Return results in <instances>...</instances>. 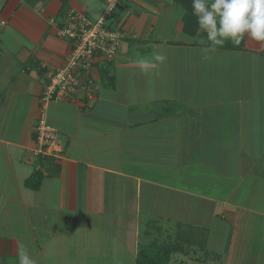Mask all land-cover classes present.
Here are the masks:
<instances>
[{
    "label": "crops",
    "instance_id": "0c3cea01",
    "mask_svg": "<svg viewBox=\"0 0 264 264\" xmlns=\"http://www.w3.org/2000/svg\"><path fill=\"white\" fill-rule=\"evenodd\" d=\"M106 2L66 6L98 18ZM64 8L0 0V264H18L21 242L36 264H136L141 245L167 249V264H264V143L252 140L264 142L257 41L211 50L200 29L184 33L176 1L120 0L109 26L123 37L112 59L93 64L94 97L46 108L64 148L63 158H47L35 154L33 129L47 72L71 47L56 35ZM209 51L230 60L219 66ZM205 54L212 61L199 68ZM212 76L230 90L226 100L212 101ZM34 171L35 190L24 185Z\"/></svg>",
    "mask_w": 264,
    "mask_h": 264
},
{
    "label": "built area",
    "instance_id": "2783aa9c",
    "mask_svg": "<svg viewBox=\"0 0 264 264\" xmlns=\"http://www.w3.org/2000/svg\"><path fill=\"white\" fill-rule=\"evenodd\" d=\"M104 13L93 20L75 7H67L56 25V35L70 41L71 47L63 65L47 72V81L39 95L40 109L34 126L35 154L63 158L64 148L58 132L46 118L51 102L72 101L83 95L94 97L91 74L98 56L108 60L118 52L123 33L106 22L120 0H106ZM54 20H51L53 22ZM83 75L85 78L83 79Z\"/></svg>",
    "mask_w": 264,
    "mask_h": 264
},
{
    "label": "clouds",
    "instance_id": "9594fccd",
    "mask_svg": "<svg viewBox=\"0 0 264 264\" xmlns=\"http://www.w3.org/2000/svg\"><path fill=\"white\" fill-rule=\"evenodd\" d=\"M192 15L207 35L211 50L226 42L240 46L245 37L264 43V0H192ZM155 59H166L157 53ZM18 264H36L22 242L18 245Z\"/></svg>",
    "mask_w": 264,
    "mask_h": 264
},
{
    "label": "trees",
    "instance_id": "16d2710c",
    "mask_svg": "<svg viewBox=\"0 0 264 264\" xmlns=\"http://www.w3.org/2000/svg\"><path fill=\"white\" fill-rule=\"evenodd\" d=\"M68 0H63V5L65 9ZM177 3L184 4L185 14L183 18V31L186 35L194 36L199 29L196 17L192 15V0H174ZM207 38V37H206ZM208 46L209 42L206 43ZM245 47V39L242 41L240 46H234L231 42H226L222 47H216L219 49L227 50H240ZM264 56V52L262 53ZM52 158V157H47ZM42 174L39 171H34L27 177L24 181V185L30 189H38L41 183ZM169 259V251L167 249H157L148 246H140L136 255V264H167Z\"/></svg>",
    "mask_w": 264,
    "mask_h": 264
},
{
    "label": "rangeland",
    "instance_id": "374dc122",
    "mask_svg": "<svg viewBox=\"0 0 264 264\" xmlns=\"http://www.w3.org/2000/svg\"><path fill=\"white\" fill-rule=\"evenodd\" d=\"M180 5H182V7H183V10H185V7H184V4H182V3H179ZM105 8H106V6H105ZM105 10V9H104ZM104 13V12H103ZM90 15V14H89ZM88 16V15H87ZM89 17V16H88ZM94 17H96V16H94ZM90 18V17H89ZM91 19H93V20H95V19H97V18H91ZM110 19L111 18H108L107 20H106V22L109 24V21H110ZM203 33V32H202ZM203 35H205L206 37H207V35L205 34V33H203ZM258 44V47H259V49H257V51L258 52H261V55H262V53L264 52V43H259V42H257ZM217 53L218 52H214V53H212V54H210V51H209V54L211 55V57L212 58H215L216 57V63L217 64H219V66H222V65H225V64H227L228 63V60H230V59H227L226 57H225V55H224V57L223 56H217ZM223 53V52H222ZM224 54V53H223ZM261 55H259V56H261ZM263 56V55H262ZM211 57H207L206 56V54H205V56H203V58H199V60H197L198 61V63H196V66H198L199 68H201V66H203L204 64L202 63L203 61H212V58ZM226 58V59H225ZM202 61V62H201ZM158 64H159V62H158ZM246 65H243V67L242 68H244L245 69V71H249V69H253L252 68V66H251V64L250 63H245ZM206 66V65H205ZM204 66V67H205ZM162 68V67H161ZM203 69V68H202ZM254 70L256 71V74L258 75V76H260V74L261 73H263V75H264V58L263 57H258V59H257V61L255 62V68H254ZM253 71V70H252ZM165 74H166V71L164 72ZM260 73V74H259ZM182 74V73H181ZM249 75V74H248ZM212 77H214V82H213V84H211V87L209 86L206 90H213L214 91V93H215V95H214V93H213V100L212 101H224V100H226L225 99V95L227 94V92H230V90H228V88L226 89L225 87V90H223L222 91V86H221V84H222V78L220 77V76H212ZM256 79H258L259 77H255ZM260 80H264V78H259ZM216 83H218L219 85H217ZM221 83V84H220ZM257 84H260V83H258L257 82ZM218 86V87H217ZM264 87V86H263ZM263 87H261V88H256V89H260V91H262V94L264 95V89H263ZM215 88H219L220 90H217V89H215ZM164 91H166V90H164ZM201 93V91L199 90V92H193L192 93V97L193 96H198L199 94ZM167 94H169V93H167ZM150 95H153V92H151L150 93ZM212 95V94H211ZM141 96H143V94L141 95ZM206 97H210L209 96V94H207L206 96H205V98ZM262 99H259V98H257L256 100H255V102H258V101H261ZM200 101L201 100H198V102L200 103ZM160 102V101H159ZM159 102H157L158 104H159ZM154 104V103H151V106L152 107H160L158 104ZM260 105H257V104H255V106H254V108H253V111H252V113H253V115H252V117H255L256 118V116H261L260 114H259V112H256V110H258L259 108H260V106H262L263 104H261L260 102H258ZM194 106H197L196 104H194ZM182 108H187L190 112H191V110L188 108V107H182ZM152 111H153V109H152ZM206 111H210V110H206ZM194 112L196 113L197 112V108H195L194 109ZM225 117H230V118H235V116L234 115H228V114H226V115H224ZM187 117H190V114H187V115H183V118H187ZM229 129H231V126H229ZM237 126H235V125H233L232 126V130H231V132L233 133V134H235V135H237ZM262 136H260L259 134H257V135H253V137H252V140H253V142H255V143H264L263 141H262ZM255 146V145H254ZM255 148H258L257 146L255 147ZM141 246H143L144 247V245H141Z\"/></svg>",
    "mask_w": 264,
    "mask_h": 264
}]
</instances>
